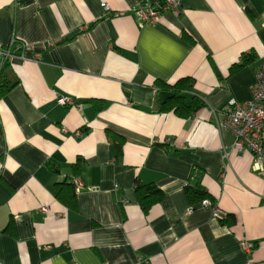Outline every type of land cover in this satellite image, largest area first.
<instances>
[{
	"label": "crops",
	"instance_id": "1",
	"mask_svg": "<svg viewBox=\"0 0 264 264\" xmlns=\"http://www.w3.org/2000/svg\"><path fill=\"white\" fill-rule=\"evenodd\" d=\"M159 2L0 0V48L24 50L0 61V264H264V176L219 126L252 99L264 0H179L139 25ZM180 80L200 107L162 113L156 82Z\"/></svg>",
	"mask_w": 264,
	"mask_h": 264
},
{
	"label": "built area",
	"instance_id": "2",
	"mask_svg": "<svg viewBox=\"0 0 264 264\" xmlns=\"http://www.w3.org/2000/svg\"><path fill=\"white\" fill-rule=\"evenodd\" d=\"M179 0H160L156 6L139 7L134 11L139 25L157 23L164 13L174 10L178 5ZM105 10L108 8L105 6ZM20 46L15 39L0 48V61L5 64L9 62L15 55L14 52H22ZM22 56V53L20 54ZM39 59V54L36 56ZM252 99L247 102L229 101L220 111L223 116V121L219 124L220 127L227 128L234 137L233 148L236 152L242 153L248 151L252 155L251 170L264 176V58H262L256 74L255 82L251 87ZM57 103L61 106H75L78 109L81 104H74V100L59 96ZM80 136V133H76ZM195 169L192 170L190 180L195 178ZM72 185L75 191L84 189L81 181L74 179ZM199 207L208 209L212 207V202L209 199H203L199 202ZM40 211L46 212L47 208H40ZM211 217L216 220H222L225 214L218 209H212ZM244 250H251L252 246L245 242L241 243ZM139 264H150L145 259H139Z\"/></svg>",
	"mask_w": 264,
	"mask_h": 264
},
{
	"label": "trees",
	"instance_id": "3",
	"mask_svg": "<svg viewBox=\"0 0 264 264\" xmlns=\"http://www.w3.org/2000/svg\"><path fill=\"white\" fill-rule=\"evenodd\" d=\"M14 84L15 82L9 81H4L0 83V95H3L5 92L9 91L14 86ZM156 84L159 88L158 98L160 102V111L162 113L173 112L179 116L186 117L190 115L194 111V109L200 107V103L198 100H196L194 97L188 99L184 94L185 91H189L191 89V84L190 82L188 83L187 80H180L172 85L162 82H156ZM150 189L151 188H145L146 191H149ZM141 190L142 186L136 185L135 192L139 193L141 192ZM184 192L191 205L199 203L203 199H209L207 193L198 190L193 185L186 186L184 188ZM153 194L155 195V200L161 198V194L159 191H155L153 192ZM138 200L143 211H147L149 206L152 204V201H154L151 200L149 196L142 195L138 196ZM226 222L234 223V219L232 217H228Z\"/></svg>",
	"mask_w": 264,
	"mask_h": 264
}]
</instances>
